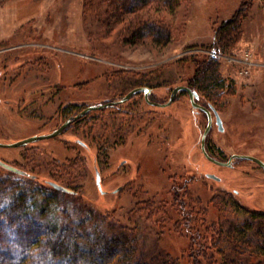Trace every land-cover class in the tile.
Instances as JSON below:
<instances>
[{
	"label": "rangeland",
	"instance_id": "rangeland-1",
	"mask_svg": "<svg viewBox=\"0 0 264 264\" xmlns=\"http://www.w3.org/2000/svg\"><path fill=\"white\" fill-rule=\"evenodd\" d=\"M244 3L233 48L216 51L217 29ZM152 24L168 27L170 40L158 43L147 29ZM209 55L218 57L224 80L216 99L200 95L224 121L220 131L213 120L212 149L224 161L233 154L264 160V0H151L129 10L114 0H0L1 142L50 133L82 109L119 102L91 110L54 137L0 146V159L30 174L0 165V203L33 184L47 190L55 188L50 182L59 183L73 192L41 221L65 223L91 213L108 236L126 229L147 256L182 264L201 239L195 244L180 219L177 189L189 210L201 204L206 210L197 214L219 219L226 232L242 224L248 210H264V170L249 160L234 159L226 167L205 158L207 116L192 107L188 93L164 107L143 93L119 101L149 87L165 102ZM206 223L199 219L202 229ZM5 256L0 246V264H12Z\"/></svg>",
	"mask_w": 264,
	"mask_h": 264
},
{
	"label": "trees",
	"instance_id": "trees-1",
	"mask_svg": "<svg viewBox=\"0 0 264 264\" xmlns=\"http://www.w3.org/2000/svg\"><path fill=\"white\" fill-rule=\"evenodd\" d=\"M114 1H121L124 9L129 10L143 6L151 0ZM245 5L244 3L233 17L225 20L217 29L215 37L219 47L214 48L215 50L221 52L233 48L236 40L234 35L241 29L240 18L246 13ZM147 29L158 43L170 40L171 32L168 27L152 24ZM217 58L209 55L205 60L198 61L193 76L185 80V85L195 88L207 100L211 97L216 99V94L224 83ZM33 185V188L24 189L18 194L13 193L9 202L4 200L7 203H0V246L1 253H6L3 260L12 264H182L181 260H172L171 257L147 256L142 245L135 242L136 236L126 229L108 236L98 223H93L92 220L95 219L91 213L80 220L68 218L65 223L62 220L58 224L41 221L39 217L51 206L61 205L70 194L56 188L46 190L38 184ZM175 189L177 187L173 190ZM177 190L174 204L179 203V207L182 204V212L184 211V216L180 219H185L188 234L192 235L195 244L199 245L195 241L198 237L201 239L200 246L194 248V253L190 252L192 259L187 260V264H264L259 258L264 256L263 209L248 210V216L243 223L231 226L226 232L220 226L219 219L209 220L206 214L201 217L197 214L206 210L201 204H194L189 210L185 198L179 197ZM229 196L233 200L236 195L230 192ZM62 211L68 214L66 210ZM200 218L203 223L208 221L205 229L199 225ZM89 223L92 225L86 226ZM256 240L258 242H254ZM204 250L207 253L205 257H197H202Z\"/></svg>",
	"mask_w": 264,
	"mask_h": 264
},
{
	"label": "water",
	"instance_id": "water-1",
	"mask_svg": "<svg viewBox=\"0 0 264 264\" xmlns=\"http://www.w3.org/2000/svg\"><path fill=\"white\" fill-rule=\"evenodd\" d=\"M151 88L149 87H138V88H135L133 90H131L124 98L120 99L119 101H125L129 98H131L132 95H134L135 93H138L139 91H143L146 96H147V99L149 100V97H148V94L149 92H151ZM185 90L186 92L189 93L190 95V99H191V103H192V106L196 109V108H202V109H205L208 113V124H207V127L202 135V140H201V143H202V149L203 151L205 152L206 156L208 158H210L211 160H213L214 162H217L219 164H222V165H230V162L232 160L233 157H241V158H246V159H252L254 161H257L259 164H261L263 167H264V161L260 160L259 158L255 157V156H252V155H240V154H235L231 160L229 162H222V161H218L214 158H212L206 151V147H205V144H206V138H207V135L213 125V116H212V113L209 109L201 106L200 104L197 103L196 101V98L199 97V93L192 89L191 87L187 86V85H178L176 86L172 92H171V96L169 98L168 101L166 102H163V103H160V102H152L154 103L155 105H158V106H168L172 103V101L177 97V95L181 92ZM111 103L113 102H110V103H106V104H98V105H91L89 107H87L83 112H81L80 114H78L74 119H77L79 117H81L82 115H84L87 111L89 110H92V109H97V108H102V107H106L108 105H110ZM215 113V118H216V124L219 126V129L220 130H224V127H223V120L220 116V114L215 110L214 111ZM73 118H69L67 121H65V123L63 125H61L58 129L50 132V133H47V134H43V135H35V136H32L30 138H26V139H23V140H20V141H16V142H12V143H6V142H1L0 141V146H6V147H17V146H22V145H26L28 143H31V142H35L37 140H40V139H45V138H50V137H54L60 133L63 132V130L65 129V127L71 122L73 121L72 120ZM0 165L3 166L4 168L10 170V171H13V172H16L18 174H22V175H30L27 171L21 169V168H18L14 165H11L5 161H3L2 159H0ZM34 176V175H33ZM209 176L211 177H214L213 175H210ZM101 174H100V171H96V181H97V184H98V187L100 188V190H102V184H101ZM51 185H53L55 188L57 189H60V190H63V191H66V192H73L70 188L68 187H65L59 183H56V182H50Z\"/></svg>",
	"mask_w": 264,
	"mask_h": 264
},
{
	"label": "flooded vegetation",
	"instance_id": "flooded-vegetation-1",
	"mask_svg": "<svg viewBox=\"0 0 264 264\" xmlns=\"http://www.w3.org/2000/svg\"><path fill=\"white\" fill-rule=\"evenodd\" d=\"M192 88V87H191ZM192 89H194V90H196L195 88H192ZM197 91V90H196ZM198 92V91H197ZM142 94L143 93V95H144V98L146 99V101H148L150 104H154V103H152V102H158L157 100H156V95H155V93H154V89H152L151 90V92H149V94H148V97H149V100L147 99V96H146V94L143 92V91H139L138 93H135L134 95H138V94ZM181 93V92H180ZM179 93V94H180ZM186 93H188V92H186ZM199 93V92H198ZM178 94V95H179ZM134 95H132L131 96V98L134 96ZM178 95H177V97H178ZM188 95H189V93H188ZM170 96H171V94H170ZM170 96L166 99V101H168L169 100V98H170ZM177 97L172 101V103L177 99ZM131 98H129V99H131ZM189 98H190V95H189ZM129 99H127V100H129ZM201 98H200V93H199V97L198 98H196V101H197V103L198 104H200L201 106H203V107H205V108H207V109H209L210 111H211V113H212V116H213V120H215V122H216V118H215V110L219 113V111L211 104V103H205V104H202L201 103V100H200ZM127 100H125V101H127ZM125 101H120V102H125ZM165 101V102H166ZM190 101H191V99H190ZM119 102H114V103H112V104H110L111 106H116L117 104H118ZM171 103V104H172ZM192 104V103H191ZM160 107H162V106H160ZM193 107V106H192ZM86 109V108H85ZM85 109H82L81 111H79L77 114H75V115H69V117L67 118V120L69 119V118H73L72 120L73 121H71L70 123L72 124V123H74V124H77V122L78 123H80L81 121H82V119L83 118H85L86 116H87V114L91 111V110H89V111H87L84 115H82L81 117H79V118H77V119H74L78 114H80L83 110H85ZM194 109V108H193ZM92 110H94V109H92ZM197 112H199V113H204V114H206V116H207V120H208V113H207V111L205 110V109H202V108H196L195 109ZM220 114V113H219ZM67 120H65V121H67ZM223 120V119H222ZM65 121H63V123L61 124V125H63L64 123H65ZM69 123V124H70ZM68 124V125H69ZM207 124H208V122H207ZM61 125H59V126H57V128H59ZM68 125L65 127V129L68 127ZM216 126H217V129L218 130H220L219 129V126L216 124ZM206 127H207V125H206ZM206 127H205V129H206ZM212 127H213V125H212ZM212 127H211V129H212ZM223 127H224V121H223ZM65 129L63 130V132L65 131ZM211 129H210V131H209V133H208V135H207V138H206V144H205V147H206V151H207V153L212 157V158H214V159H216V160H218V161H222V162H229L230 160H231V158L235 155V154H233L230 158H229V160L228 161H224L223 159H221L219 156H218V153H216L213 149H212V147H211V144L209 143L210 142V140H208V137H209V135H210V132H211ZM224 130H225V128H224ZM223 130V131H224ZM205 131V130H204ZM204 131H203V133H204ZM220 131H222V130H220ZM62 132V133H63ZM131 133H133V131L131 132ZM203 133H202V135H203ZM134 134V133H133ZM135 135V134H134ZM201 140H202V137H201ZM79 142H82V140H79ZM84 145H86V142H82ZM201 150H202V153H203V155L205 156V158L207 159V160H209V161H211V162H213V163H215V164H218V165H220V166H226V167H233L234 165H233V160L234 159H242V160H249V161H252V162H254V163H256L259 167H261L263 170H264V167L261 165V164H259L257 161H254V160H252V159H246V158H241V157H233L232 158V160H231V162H230V165H222V164H219V163H217V162H214L213 160H211L210 158H208L207 156H206V154H205V152L203 151V149H202V143H201ZM240 155H248V154H240ZM252 156H255V155H252ZM255 157H257V158H259L260 160H262V161H264L263 159H261L260 157H258V156H255ZM97 159V158H96ZM98 161V160H97ZM98 164L96 163L95 164V166H97ZM209 174L210 175H213L214 177H211V176H209ZM207 176L208 177H210V178H212V179H216V180H222V177L221 176H218L217 174H215V173H207ZM120 188H122V186L121 187H118L117 189H116V191H118V190H120ZM237 193H239L240 194V191L239 190H235ZM255 193V191H251V193ZM249 195H250V193H249Z\"/></svg>",
	"mask_w": 264,
	"mask_h": 264
}]
</instances>
